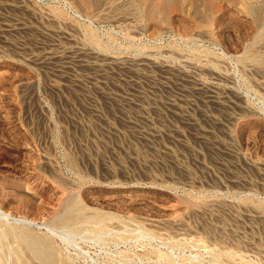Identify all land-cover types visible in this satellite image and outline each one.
<instances>
[{
  "label": "rangeland",
  "instance_id": "1",
  "mask_svg": "<svg viewBox=\"0 0 264 264\" xmlns=\"http://www.w3.org/2000/svg\"><path fill=\"white\" fill-rule=\"evenodd\" d=\"M0 264H264V0H0Z\"/></svg>",
  "mask_w": 264,
  "mask_h": 264
},
{
  "label": "bare ground",
  "instance_id": "2",
  "mask_svg": "<svg viewBox=\"0 0 264 264\" xmlns=\"http://www.w3.org/2000/svg\"><path fill=\"white\" fill-rule=\"evenodd\" d=\"M90 58H93V57L91 55H87L83 51H77L75 53H71V55H66V54L57 55V54L49 53L44 58H42V60H43L42 63L45 65H56L55 63H62V64L81 63V62L86 63L85 60L90 59ZM116 62H118V61H116ZM118 64L123 65V63H121V62H118ZM54 70H56V69H54ZM217 98L218 97H217L215 92L207 93V99H209V101H216V100H218Z\"/></svg>",
  "mask_w": 264,
  "mask_h": 264
}]
</instances>
